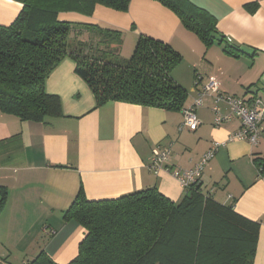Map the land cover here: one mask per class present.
Segmentation results:
<instances>
[{"label": "crops", "instance_id": "obj_1", "mask_svg": "<svg viewBox=\"0 0 264 264\" xmlns=\"http://www.w3.org/2000/svg\"><path fill=\"white\" fill-rule=\"evenodd\" d=\"M189 1L215 18L224 42L206 46L152 0H131L125 13L98 6L85 18L92 26L84 28L117 34L119 61L130 58L139 35L168 43L182 58L170 76L187 92L184 109L210 82L223 97L256 94L264 101V0ZM21 9L0 0V26L12 24ZM228 40L232 54L225 50ZM74 68L66 58L45 82L46 93L60 100L62 116L31 122L0 112V264H26L40 252L56 264L70 263L84 229L64 221L63 213L79 190L89 201H102L156 188L180 201L185 190L178 181L149 170L153 149H168L169 165L181 170L193 169L213 149L199 178L201 193L259 225L253 264H264V121L251 146L230 140L240 120L212 92L195 111V131L181 127L182 111L117 102L96 107ZM217 114L228 118L216 125Z\"/></svg>", "mask_w": 264, "mask_h": 264}, {"label": "trees", "instance_id": "obj_2", "mask_svg": "<svg viewBox=\"0 0 264 264\" xmlns=\"http://www.w3.org/2000/svg\"><path fill=\"white\" fill-rule=\"evenodd\" d=\"M12 1L22 9L12 24L0 26V112L31 122L62 116L45 82L66 58L96 107L117 102L183 112L187 92L170 76L182 58L168 43L139 35L130 58L119 61L117 34L85 29L96 7L125 13L131 0ZM152 1L206 46L224 42L215 18L189 0ZM63 219L84 229L68 264H253L259 226L204 196L198 184L178 202L156 188L102 201H89L79 190ZM26 264L56 263L40 252Z\"/></svg>", "mask_w": 264, "mask_h": 264}, {"label": "built area", "instance_id": "obj_3", "mask_svg": "<svg viewBox=\"0 0 264 264\" xmlns=\"http://www.w3.org/2000/svg\"><path fill=\"white\" fill-rule=\"evenodd\" d=\"M228 42H230L228 40ZM214 93L218 96L217 100H225L231 111V116H235L240 120V130L231 135L230 140H242L248 142L251 146H257L261 137V123L264 121V101L255 95L249 98H232L223 97L218 93V85L210 82L202 89L193 104L183 110L182 128H187L190 131H195L200 125L195 111L202 106V97L208 93ZM217 111V109H215ZM228 117H223L217 114L215 124L218 125ZM214 155L213 149L201 157L197 166L191 170H181L173 168L169 165V150L168 149H153L151 152L148 168L154 173L158 174L160 171L169 173L174 179L178 181L183 190H189L192 185H197L203 167L210 158Z\"/></svg>", "mask_w": 264, "mask_h": 264}, {"label": "rangeland", "instance_id": "obj_4", "mask_svg": "<svg viewBox=\"0 0 264 264\" xmlns=\"http://www.w3.org/2000/svg\"><path fill=\"white\" fill-rule=\"evenodd\" d=\"M126 56H127V55H126ZM120 57H121V56H120ZM121 58H122V57H121ZM127 58H128V57H127ZM127 58H126V59H127Z\"/></svg>", "mask_w": 264, "mask_h": 264}]
</instances>
